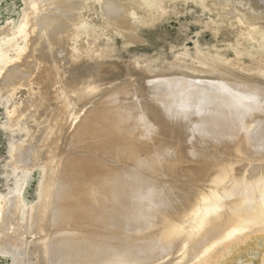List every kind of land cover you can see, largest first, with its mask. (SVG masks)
Instances as JSON below:
<instances>
[{
    "label": "bare ground",
    "instance_id": "1",
    "mask_svg": "<svg viewBox=\"0 0 264 264\" xmlns=\"http://www.w3.org/2000/svg\"><path fill=\"white\" fill-rule=\"evenodd\" d=\"M73 1L71 5L76 4L75 1H78V6H81L80 2L82 7L83 4L87 5V1L84 0ZM95 1L93 0L94 3ZM209 1H207L209 8L222 11L218 12L220 15L227 11L232 14L229 16L232 20L234 18L236 23L243 16L242 13H245L241 11L242 9L248 11L249 14L258 11L264 20V0ZM230 1L234 5L228 7L226 3ZM65 2L68 5L70 1L65 0ZM93 2L91 1L90 4ZM144 3L148 2L146 0H104L99 8H102V4L106 8L99 11L106 9L104 13L109 15V17L106 15L107 20L112 17L111 22L108 20L112 25L116 24L113 19L120 24V21H125L130 15L129 21L126 20L130 22L126 23L128 25L126 29H128L130 25L133 28L132 24L137 21L135 17L138 15L139 18V15L145 11V8L143 10ZM77 5L74 6L77 7ZM35 7L37 6L32 8L33 12H37L35 10L38 7L36 9ZM75 7L72 10H75ZM76 11L80 14L82 9ZM30 13H27L29 14V16L26 15L28 19L25 18L26 21L21 26L19 25L17 30L13 33L10 30L12 35L7 36V34L0 38V69H2L1 73L4 72L0 82L2 85L4 82L5 87L9 88L12 85L10 82L15 83L20 80L31 86H41L43 89L44 84H48L49 81L54 82L53 78H55V83L63 89L58 87L53 101L35 111L36 113L42 112L41 114L47 118L50 117L54 126L51 124L52 127L48 128L38 127L40 126L38 122L41 121L39 112L38 116L34 114L36 118H29L27 123L22 124L21 127L25 130L27 128L28 133L34 134L33 131H36L34 135L38 134L37 139L40 138L39 134H45L49 138V143L52 142L54 147H59L61 144L63 149L61 153L59 151L58 153L64 162L66 158V161H69L62 167L60 166L62 165L61 160L55 165L51 164L52 161L47 162L52 171L48 168L50 174L47 172L46 176L48 166L45 167L46 169L43 168L45 169L43 176H45L44 180L46 178V186L38 192L40 202L30 204L25 198L27 196L24 197V189L29 181V174L25 171L30 172V169L38 167L33 165L38 157H31L33 151H36L34 148L36 138L31 136L35 139L28 140L30 142L27 146L24 145L26 147L22 145L23 147L19 148L18 145L19 151L14 150V158L16 156L19 159L22 158L20 163L26 161L25 164H30V162L32 164L33 162L31 166L33 168L30 166L26 168L25 165L24 168L22 165L19 166L22 175L19 179L23 177L24 186L20 185V188L17 185V183L20 184L18 179L13 192L0 194L1 255L10 257L13 264H216L222 255L224 257V254H233L231 252L233 248L242 250L244 244L253 243L261 237L264 238V73L258 74V70L255 71L256 68L253 70V67H256L260 61L257 64L252 63L254 66L252 65V69L247 72L244 70L242 72L241 68L239 69L242 74H239V70L236 71L239 76L250 74L251 77L248 76L250 79L258 74L254 76L257 82L253 81L254 78L251 81L247 77L249 82H255L257 85L252 86L254 84L250 82V86L244 88L242 83L248 81L245 79L246 82H242L237 79L239 76L236 78L234 70H232L234 74L232 73L230 79L226 77L227 74L230 76V69H228L229 73L223 69L225 67H222L227 73L225 75L224 72V74L218 72L220 69L216 68L219 75H213L209 74L212 73L209 72L212 69L207 67V64L199 67L187 65V68H177L172 65L163 71L162 76L147 73L148 75L143 74L145 76L142 79H131L109 87L97 85L92 72L90 73L93 75L92 81L93 78L95 79L94 83L89 75L87 78L83 76L85 79L89 78V81L76 76V78L68 76L70 81L65 82L69 80L66 75L63 74L66 76L63 78L62 73H55L57 69L52 70L50 62H55V59L48 58L50 53L53 55L52 46L49 47V44L52 41L59 43L62 40L59 35L60 30H56V34L55 29L58 28L54 26L55 29L52 27L54 31H51L53 30L50 28L53 25L52 18L45 15L36 17ZM101 13L105 16L103 11ZM242 18L244 21L247 19ZM256 18L254 17V24L260 26L257 24L260 18ZM80 19H84L82 14ZM262 19H260L261 22ZM251 21L248 19V22ZM78 22L75 23L79 25L80 22ZM75 23L72 22L71 26L73 27ZM81 24L79 25L81 29L78 28L79 26L78 30L73 27L74 31L83 30L85 25L81 26ZM122 24L120 25L126 26ZM232 24L233 27L234 24ZM246 24L248 23L245 22V26ZM28 25L37 32L36 36L33 37V34L28 33L29 30L26 28ZM136 26H134V31ZM262 26L260 27L263 28ZM131 27L129 28L133 30ZM246 28L256 29V26ZM47 30H50L53 37L51 43L49 34V39L47 38ZM257 30L255 33L253 30V33L261 36L260 28ZM30 31L32 32V29ZM35 32H33L34 35ZM51 32H54L53 35ZM27 33L33 39L25 47V54L22 52L19 54L16 51L11 53V48H17V50L24 48L20 44L28 36ZM71 33L69 36L72 35L74 39ZM69 36L65 37L70 39ZM261 39L264 41V33ZM262 45L264 48V42ZM45 46L47 51L43 50ZM49 49L52 52L48 54ZM61 53L64 55L63 52ZM61 53L58 56L54 54L53 57L62 58ZM15 59H22L23 62L16 65ZM58 59L56 63L58 62L59 65L61 62L57 61ZM72 59H74L73 56ZM62 65L58 66L60 69L57 65L54 66L64 73ZM204 65H207V68L201 69L200 67ZM259 65L257 69L262 70L263 67L259 68ZM30 66L33 69H29ZM83 69L86 70L85 67ZM201 70L204 72L209 70L207 71L209 73L200 72ZM74 71L71 72L74 73ZM87 71L89 73L90 69L88 68ZM250 71L252 72L249 73ZM67 72L65 71V74ZM221 73L226 78L221 76ZM245 75L243 76L246 77ZM83 81L89 83L87 85L82 83L81 87L80 83ZM233 81L241 83L242 85L238 84V86L242 89L235 87L237 83L233 84ZM16 88L18 90L19 87ZM42 96L34 99L31 96L33 106L37 105ZM6 102L7 111H11L15 107L16 97L8 94ZM27 104L23 105L22 109V105L18 107L16 104L21 110L20 113L30 112L29 108L33 110L30 104ZM66 124L75 127L73 132L75 136H70L73 134L70 133L71 130L73 131L72 127L65 129L67 134L70 133L68 137H75L76 144L77 141L85 142V144L79 142L83 144L78 146L82 150L78 149V144L71 141L68 143L73 145L68 147L66 142L68 137L66 141L63 140L66 134L62 133L63 125ZM11 129L12 131L17 130L16 123L12 124ZM19 130L22 129L19 128ZM54 147H52L53 150ZM67 148L69 149L66 150ZM39 149L42 150L41 147ZM26 158L35 160L30 161ZM112 161H117L114 165L117 167L111 166ZM36 164L39 165L41 162ZM39 166L42 168V165ZM56 180L61 182L60 185L58 183L59 189H56L59 187L57 182L55 183ZM55 185L57 187H54ZM12 215L14 217H11ZM17 225L19 228L16 227ZM24 226H27L26 229L30 226L35 235L33 236L29 228V231L23 228L22 230L25 229L27 232H22L20 228ZM12 227L21 230L22 235L26 234L19 238L15 236V239L18 238L19 241L20 237L28 238V242L22 241L26 245L24 250H21L23 247L18 249L21 251H16L18 253H15L16 248L12 249L14 248L12 245L16 247L18 242L14 244V238H10L14 236L12 231L16 232L15 235H18L19 231H16V228H14L15 231L12 230ZM8 231L12 235H9ZM28 232L32 235H28ZM31 236L33 239H29ZM18 248H20L19 245ZM20 254L21 257H19ZM14 259L18 262L14 263Z\"/></svg>",
    "mask_w": 264,
    "mask_h": 264
},
{
    "label": "rangeland",
    "instance_id": "2",
    "mask_svg": "<svg viewBox=\"0 0 264 264\" xmlns=\"http://www.w3.org/2000/svg\"><path fill=\"white\" fill-rule=\"evenodd\" d=\"M69 1L70 2L68 3V5H69L68 6L67 2H65V0H0V38L2 36H6L7 34H8L7 36L12 35L10 33L11 32L13 33V31L17 30L18 26L19 25L21 26L22 23L24 21H26V20H24L25 18L28 19L29 14H27V13H30L28 11L30 10L33 12L34 11L32 9L33 6H37L39 9L37 7H35V9L37 8L35 11L39 12L40 10H42L40 12H41V14L42 13H44V14L41 15L40 12L39 13H37V12L32 13L31 12L32 15H34L36 17H41V16L45 15V16L52 18L53 19V22H52L53 25L50 26V28L53 29L54 26L57 27L58 29L54 28L55 33L57 34L56 30H58V31L60 30L59 35H60V37H62V40L59 43L53 42L52 41L53 37L51 36V34L49 32L50 30L49 31L47 30V38L49 39V36H51L50 37L51 40L49 42L51 43V41H52V43L49 44V47L51 45L52 46L51 48L53 50V52H52V50H50L51 49L50 48L48 50L49 51L48 54L50 52H52L53 55L56 54L58 56L59 53H61V52L64 53V55L61 53L62 58H59L60 60L57 58V56L53 57V55H50L51 53L49 54V56H48L49 59L50 58H51V60L55 59V62H54V61H51L47 58L49 61H51L50 63L52 66V70L57 69V72H55V73H59V74L62 73L61 75L63 78L67 76L66 78L69 80H65V82L70 81V77L71 78L72 77L73 78L80 77L82 80L89 81V78L85 79V78H87L88 75L91 76V81H92V76L95 75V76H93L97 80V82L95 81V83H97V85H99L101 87L102 86H106V87L108 86L109 87L111 85L112 86L117 85V84L122 83V82H126V81L128 82V80H131V79H142V78H144V76L147 73H149L151 75L160 74V76H162L163 71H165L168 67L170 68V66H172V65L177 67V68H187V65L188 66L190 65L191 67H196V66L199 67L203 64H207L208 66L204 65L200 68L203 69V68L210 67V69H212V71L206 70V72L207 71L212 72V73H209V72H207V73L213 74V75L214 74L219 75L218 72H222V73L224 72L226 75L227 74L226 72H229L228 69H230V72H231V73L229 72L230 76H229V74H227L228 76H226L227 78L230 77V79H231V75L233 73L232 70H234L236 78H237L239 76V75H237L238 72H240L239 74H242L241 71L243 72V70L246 72L251 70L252 65L254 66V64H257L259 61H260L259 62L260 65L259 64H257V65H259V68L263 67L262 70H264V54H263L264 48L262 47L263 46L262 44L264 41H263V39H261V36L264 33L262 31V30H264V27H263L264 26V23H263L264 20L262 19L263 17L260 16L262 14L259 15L258 11H257V13H254L255 12L254 11V12H251L249 14L248 11H244L242 9L241 11L245 12V13H242L243 14L242 17H245L247 19H245V21H244V18L240 17L241 15L237 16L238 18L240 17L243 20L242 19L240 20V18H239L240 23L238 20H237L238 22L236 23L234 18H233V20H232V18H230V16L232 14H229L227 11H224L225 13L223 12L220 15V13L222 11H218L217 9L215 10V9L209 8L207 6L208 5L207 1L210 2L209 0H148V1L146 0V2H148V3L143 4V10L145 8V11L141 15H139V18H138V15L136 16L137 18L135 17V19H137V21H136L137 23L135 22V24H134L132 22L133 23L132 26L137 25L135 28V31H134V26L132 28L131 25L129 27H131L133 30H131L129 27H128L129 30L126 29V27L128 26V25H126V23H128V24L130 23V22H128L130 15H129L128 19L126 18V20H128L127 22H126V20L120 21L121 22L120 24H122V22L124 21L123 23L126 26H121L118 22L115 21V19H113V21L116 23V24L115 23L114 24L118 28H116L115 25L110 24L112 17L110 16L111 19L108 18V20L110 21L109 22L106 18V15H108V14L105 15V13H104V10H106V9L99 11L100 9L106 8L103 5L105 3H103L101 5L102 8H99L100 3L104 2V0H101V1L96 0L95 3L93 2V0H84V1H87L86 2L87 5L83 4V7H82L81 2L79 3V4H81V6L80 5L78 6L77 5L78 1L76 2L74 0L76 4L73 3L74 1L72 3L75 6L77 5L78 8L75 7L74 5L70 4L72 0H69ZM84 1H82V2H84ZM91 1L93 2V3H91L92 5L90 4ZM97 2H100V3H97ZM228 3H226V5H229L228 7L234 5L231 1ZM230 3H232V5ZM96 4L98 6H96ZM73 7H75L76 9L72 10ZM79 7L82 9V12L80 11L81 9ZM76 10L80 11V14ZM83 10H84V12H83ZM146 10H147V12H146ZM214 10L217 12L215 13ZM26 11H27V13H26ZM46 11H47V13H46ZM73 11H76V12L74 13ZM102 11H103L105 16H103V14L101 13ZM218 12H220V13H218ZM31 13H30V15H31ZM73 14L75 17L78 16L79 19H78V17H76L77 19L75 21V19H74L75 17L72 16ZM81 14L85 20L80 19ZM26 15H28V16H26ZM108 17H109V15H108ZM224 17H226V18H224ZM237 17H236V19H238ZM248 17H250V18H248ZM254 17L255 18L257 17L256 19L260 18L263 20L261 22L259 19V22L257 23L260 26L263 25L262 26L263 28L254 24L255 23L253 21ZM70 18L72 19V21ZM228 18H230V19L227 20ZM251 18H252L253 23L251 21ZM135 19H134V21H135ZM138 19H139V21H138ZM248 19H250L251 22H248ZM77 20L80 22V24L83 21L82 24L85 25L84 26L85 28L82 27V29L84 28L83 30H80L81 29V27L79 26L80 24L78 25L77 23H75V22H78ZM225 20L228 21L229 24ZM105 21H107L108 24ZM144 21H145V23H144ZM243 21H244V23H243ZM72 22L75 23V24H73V27L74 28L76 27L75 29L78 30V28H80L79 31H77V30L74 31L73 27L71 26ZM225 22H226V24H225ZM245 22L248 23V24H246V26H245ZM9 23H10V25H9ZM11 23H12V25H11ZM222 23H224V24L222 25ZM241 23H243L244 25L243 24L241 25ZM259 23H262V24H259ZM82 24H81V26H83ZM124 24H122V25H124ZM227 24H228V27H231V28H228ZM231 24L233 25V27L231 26ZM74 25H76V26H74ZM86 25H87V27H86ZM247 26H249V27H252V26L255 27L256 26V29L250 28L249 29L250 31H249L248 28H246ZM26 28L29 30L28 33H30L31 35L33 34L32 35L33 37L36 36L37 32L33 31V27H30L28 25V27H26ZM29 28L32 29V32L30 31ZM257 28L258 29L260 28V33H261L260 35L261 36H257L254 34L255 30H257ZM54 29L51 31H54ZM69 29L72 30L71 32H73V31L74 32L71 33ZM251 29H252V31H251ZM10 30H11V32H10ZM253 30H254V33H253ZM125 31L128 34H126ZM129 31H130V33H129ZM257 31H259V30H257ZM33 32H35V35ZM69 32L71 34H73V37H75L74 39L72 38V35H70L71 37L69 36V34H70ZM240 32H242V33H240ZM28 33H27V35H28ZM53 33H52V35H53ZM250 33H251V36H249ZM48 34H49V36H48ZM29 35L26 37H28L30 39H28L26 37L24 39L22 38L23 40L21 38H18V39H21L23 41V43L20 42L21 40L18 41V43L20 42L21 43L20 45H23V47H24L22 50H17V48H11L10 52L14 53L16 51V53L20 54L22 52V54L23 53L25 54V52H26V51H24L25 47L27 46L28 42H30L33 39L32 36L29 37ZM252 35L255 37L253 38ZM65 36H69L70 39H68V37H65ZM27 39H28V41L26 42ZM71 39H73V40H71ZM24 40H25V42H24ZM237 40L239 42H237ZM259 42H261L262 44ZM70 43L74 46H72ZM43 50L47 51V47L45 46V49H43ZM56 50H57V52L59 50L58 54H57ZM262 50H263V52H262ZM73 51H75V52L73 53ZM60 56L61 55H59V57ZM72 56L75 60L72 59ZM252 56H253V58H252ZM56 59H58L57 61L61 62V63H59V65H58V62L56 63ZM14 61L17 62V64L15 63L16 65H18L19 63L21 64L23 62L22 59L21 60L15 59ZM237 61H238V63H237ZM12 63L14 65V62H12ZM62 63H64V64L62 65ZM216 63H218V65ZM252 63H254V64H252ZM33 64H35V63H32V65ZM53 64L55 66L57 65V67L58 66L60 67L62 65L63 69H64L63 70L64 73L62 71H58L59 67L57 68ZM43 65H44V63H43ZM234 65H236V66H234ZM257 65H256V67L255 66L253 67V70L256 68L255 71L258 70L257 71L258 74L259 73L263 74L264 71L257 69L258 68ZM11 66H12V64H11ZM35 66H36V64H35ZM53 66H54V69H53ZM245 66H249V67L246 68ZM32 67H34V66H32ZM73 67H75V68L77 67V69H75ZM82 67L83 68L85 67V69H86V67H88L90 69L89 73L92 72L93 75L91 73H90L91 75L88 73V71H87L88 68L86 70H84ZM211 67H213V68H211ZM222 67L226 68V69L223 68L224 70H226V72L222 69ZM71 68L74 69L75 71L72 70ZM94 68H95V71H93ZM216 68L218 70L219 69L220 70L217 72ZM239 68H241L242 70L240 71ZM243 68H245V69H243ZM29 69H33V68H31V66H30ZM43 69H44V67H43ZM81 69H82V71H85V72L83 73L82 71H79ZM61 70H62V67H61ZM215 70H216V72H215ZM1 71H2V69H0V73H1ZM65 71H68L67 74H65ZM69 71L70 72L74 71V73H76V74H74L72 72L70 73ZM213 71L215 73H213ZM236 71H238V72H236ZM78 72L79 73L82 72L83 74L81 73L82 75L81 74L80 75L82 77L85 76V78L84 77L82 78ZM200 72L206 73L203 70H201ZM251 72L252 71H250L249 73H251ZM222 73H221V76L225 77V75H223L224 73L223 74ZM253 73H255V72L253 71ZM1 74H0V79L1 78L3 79L2 76H3L4 72H2ZM63 74L66 76H63ZM71 74H73V75L71 76ZM143 74H145V75H143ZM209 74H207V75H209ZM235 75L232 77L234 78ZM243 75H245V74H243ZM243 75L239 76L237 79H240V81L242 80V82H244V81L246 82V80L248 81L247 77L250 76V74L249 75L246 74L247 75V76L245 75L246 77H244ZM257 75H253V78H254V76L256 77ZM68 76H70V77H68ZM243 77H244V79H242ZM250 77H248V78L250 79ZM58 78H59V76H58ZM60 78H61V76H60ZM94 78L92 81L93 83L95 80ZM253 78H251V79H253ZM257 78H259V76ZM53 79H54V82L49 81L48 84L47 83H46V85L44 84L43 89L41 86H39L40 87V89H39V87H37V86H31V84L24 82V81H20V80L16 81L15 83L10 82V84H12V85H10V87L8 86L9 88L5 87L4 82H3L4 85H2L0 82V194H6L7 192H13V190L15 189L16 182H18L19 177L22 176L20 171H19V168H18L19 166L22 165V168H24V165H25L26 168H29V166L31 167L33 165L34 166L36 165L38 167H36V168L31 167L34 170L30 169V172H29V170L25 171V173L28 172L27 174H29V178H28L29 181L26 183V186L24 189V194H25L24 197L27 196L25 198L27 199V201L30 204H33L35 202H37V203L40 202V201H38V200H40L38 192L46 186V182H45L46 178L44 180L45 176H43V174L45 172L44 170L46 169L45 167H47V166H48L47 169L51 167V166L49 167V165H47V162L52 161L51 164L54 163V165H55V164H57V161L61 160L62 165L60 164V166L62 167L66 164V162L69 161V160L66 161L67 158L66 159L64 158L65 162L63 159H61V156H60L61 152L60 151H62V149H63L61 144L59 147H54L53 146L54 144L52 142L49 143V141H48L49 138L47 136H45V134H41V135L39 134L40 138L37 139L38 134H37V136H35L37 133L36 131H33V133L35 134L34 135V134H32V132L28 133L29 131L27 130V128L25 130V128L21 127L22 124L27 123V120H29V118H32V119L36 118V116L34 117V114H36L38 116L37 113H39L40 111L37 113L35 111H38L39 108H41V107L45 106V104L53 101V96H55L57 94L56 93L58 91L57 88L59 87V85H57L55 83V78H53ZM61 80L64 81V79H62V78H61ZM255 80L256 79L254 78L253 81H255ZM85 81L80 83L81 87L83 86V85H81L82 83H85V85H87V83H89V82H85ZM22 82H24V83H22ZM60 82H62V81H60ZM238 82H239V80H238ZM250 82L248 81L246 83H242L243 84L242 85L241 83H237V82L233 81V84L237 83V85L236 86L234 85V86L242 89V87L244 88V87L248 86ZM255 82H257V80ZM255 82H251L252 84H254L252 86L257 85ZM21 83L26 85V86L23 85L21 87V85H22ZM54 83H55V85H54ZM238 84H239V86L242 85V87H239ZM63 86L66 87L65 85H63ZM16 87H19L18 90H16L17 89ZM34 87H36V88H34ZM53 87H54V89H52ZM238 88H235V89L237 90ZM34 92H36V93H34ZM24 93H26V94H24ZM39 93H40V95H39ZM8 94L12 95V96L14 95L16 97V104L18 107H21V105H22L21 109L23 108V105H25L29 102L27 105L30 104V107L33 110L31 111V109L29 108L30 112L22 114V113H20L21 112L20 108L18 109V107L15 104V107H14L15 109L13 108V109H11V111H7L6 96ZM22 94H24V95H22ZM33 94H35L34 97H33ZM31 96L33 99L35 97L42 96L41 99L38 100L36 106H33V103H32L33 99L31 98ZM21 97H23V98H21ZM28 97H30V99ZM17 99H19V100H17ZM17 101H18V103L19 102L20 103L18 104ZM31 104H32V106H31ZM144 104H145V101H144ZM36 109H38V110H36ZM8 112H11L12 114L8 113ZM41 113L42 112L39 113V115H40L39 119L41 121L38 122V124H40V126H38V127H40V128L41 127H47L48 128V127H52L51 124L54 126V123L51 121V118L50 117L47 118L44 115H42L43 113L42 114ZM80 114L81 113L79 111V115ZM23 115H24V117H23ZM25 117H27V118H25ZM13 123H16L17 130H15V131H12V129H11ZM18 123L19 124L21 123V125H19ZM18 125H19V128L22 130H19ZM63 127H64V129H63L64 131H62V133L63 132L66 133L65 129H67V127H68V129L69 128L71 129V127H72L73 131L69 130L70 133H73L75 130L74 129L75 127H73L72 125L68 126L66 124V125H63ZM42 129H44V128H42ZM28 134H29V136H28ZM66 134H64V137H66V138L63 137L64 141H66V139L69 135V134H67V136H66ZM74 134L75 133L70 134V136H72V135L75 136ZM31 136L35 137L38 141ZM70 136L68 137L69 141L68 140L66 141L68 144V147L73 145L71 143L69 145L68 142H70V141L72 143L75 142V144H76L75 137H71V138H74V139H71ZM31 139L36 140V141L34 140V142H35L34 146H36L34 148L36 149V151L34 149H33L34 151L32 150L33 153L31 154L32 155L31 157L34 158L37 156L38 159L36 158L37 161H35V162L36 163L41 162V164H39V165H42L41 166L42 168H40V166L37 165L35 162H34L35 164H33V162H32L33 165L31 164V162H30V164L29 163L25 164L26 161H25V159H23L25 162L20 163L22 158L19 159L16 156L19 160L18 161L16 157L15 158L13 157V155H14L13 152H15L14 150L18 149L17 146L19 145V148L23 147L24 145L27 146L30 142L28 140H31ZM25 142H26V144H25ZM79 142L83 143L84 141H79ZM79 142L77 141V144H78V145L76 144L77 147L83 145L81 143L79 144ZM42 144H44V145H42ZM84 144H85V142H84ZM11 145H13L14 147ZM50 145L52 147H54V150ZM26 146H24V147H26ZM44 146H45V148H44ZM46 146H47V148H49V146H50V148H49L50 150L47 149ZM40 147L42 148V150L39 149ZM38 149L40 150V151H38L40 153V155H39V153H37ZM43 149H44V151H43ZM56 149H58V150H56ZM68 149L69 148H67L66 150H68ZM78 149L82 150V148H79V147H78ZM18 151H19V149H18ZM18 151H16V153H18ZM58 151L60 153H58ZM11 152L13 154H11ZM33 158L31 160H30V158L29 159L26 158V160L33 161V160H35ZM115 164H117V161L116 162L112 161L111 166L117 167V166H114ZM26 165H28V166H26ZM61 167H60V169H61ZM43 168H45V169L43 170ZM50 170H51V168H50ZM47 172L48 173L50 172L49 169L46 170V172H45L46 176H47ZM54 173H55V171H54ZM22 178L23 177H21V179H19L20 184L17 183V185H19V186L23 185L24 186V182H23L24 179H22ZM58 181L59 180L55 181V183L57 182L56 183L57 186H59L61 183V182L59 183ZM21 182H23V183L21 184ZM58 183H59V185H58ZM21 186H20V188H21ZM57 186L55 185L54 187H57ZM59 188H60V186L57 187L56 189H59ZM56 189H55V191H58ZM55 195H57L56 192H55ZM11 217H14V215H12ZM18 225L16 227L19 228L20 225L19 226ZM16 227H12V230L15 231L17 229L16 231H19V232H17L18 235H15L16 232H13L10 229L12 231V234L14 233V236H11L10 239L14 238V240H15L14 244L18 242V245L20 246V248H18V245L16 247H15V245L14 246L12 245V247H14V248L11 247L13 250L16 248L17 250L15 249V253H18V252H21V251H18V249L20 250L21 247H23L21 250H24V248H25L26 244H24L23 242H25V243L28 242L27 241L28 238L26 236H25L26 240L24 239V237H20V239L21 238H23V239L22 240L19 239V241H18L19 236L26 235L24 233L22 235L23 231L26 233L29 230L32 232V230H31L30 226L28 227L29 230H28V228L26 229L27 226H24L20 229L22 230L23 228H25L27 231H25V229H24V230H22V232H20L21 230H18V228H16ZM14 228H16V229H14ZM31 232H28V235L31 234ZM19 233H21V234L19 235ZM8 234H9V231H8ZM12 234H9V235H12ZM32 234H33V232H32ZM34 235L35 234H33V236ZM15 236L18 238L15 239ZM33 236L29 237V239H31V238L33 239ZM51 236H50V239L52 240L53 236L52 237ZM56 236L54 237V239L56 238ZM261 238L254 240L253 243L244 244L242 247V250H237V248H235L236 249L235 250L233 248L231 251V252H233V254L232 253H229L230 255L224 254V257L226 258V260H223L225 258L222 255L221 258H223V259L220 258L221 263H220V261H218L219 263L217 262L216 264H232L233 262H234L233 264H262V263L264 264V240H263L264 238H262V239ZM260 239H261V241H260ZM20 241L21 242L23 241L22 242L23 246H21L22 244ZM251 246H252V248H251ZM243 249H244V251H243ZM251 250H252V252H251ZM16 251H18V252H16ZM235 251L237 253H235ZM240 253H242V254H240ZM16 255H18V254H16ZM231 255H232V257H231ZM237 255H239V256H237ZM19 257H21V254ZM22 257H24V256H22ZM15 261H16V259H14V263H15ZM16 262H18V261H16ZM0 264H13V261H11V258L8 257L7 255L3 256L0 254Z\"/></svg>",
    "mask_w": 264,
    "mask_h": 264
}]
</instances>
